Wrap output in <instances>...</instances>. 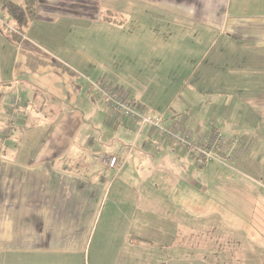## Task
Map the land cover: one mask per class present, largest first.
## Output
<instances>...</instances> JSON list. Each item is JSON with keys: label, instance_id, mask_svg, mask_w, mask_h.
I'll return each instance as SVG.
<instances>
[{"label": "crops", "instance_id": "1", "mask_svg": "<svg viewBox=\"0 0 264 264\" xmlns=\"http://www.w3.org/2000/svg\"><path fill=\"white\" fill-rule=\"evenodd\" d=\"M3 1L0 8L6 10ZM129 1L138 5L133 10L122 6L129 22L112 27L108 12L115 11L113 6L83 2L37 3L41 18L36 20V15L23 33L17 31V40L8 33L14 26L5 29L0 23V264H78L84 255L82 222L92 221V231L96 217L102 215L101 203L109 204L108 227L119 226L117 220H122L125 254L131 240L144 251L178 250L177 231L187 233V229L185 222L178 221L173 230L171 222L181 218L178 213L184 215L174 198L180 190L177 180L155 183L164 188L158 206L165 210L160 212L149 207L155 206L154 198H110L107 189L116 184L119 173L133 168L146 176L151 165L191 173L196 166L150 128L138 131L137 125L130 126L86 90L88 78L108 79L151 114L158 105L148 91L157 76H174L175 82L185 78L184 87L189 86L175 90L179 100L174 94L167 116H157L188 131L215 126L225 136H241L232 162L240 168L229 167L242 179L205 181L206 173L227 166L209 161L222 167L207 162L201 166V184L191 180L186 185L208 193L219 205L213 213L219 220L217 228L212 226L209 233L217 229L220 244L206 246L211 254L223 253L219 264H264V0ZM130 12L156 13L152 23L158 31L146 40L130 33L132 27H126L131 24ZM67 21L74 23L64 29ZM141 21H136L139 29ZM104 22L108 34L102 42L98 25ZM82 26L85 29H75ZM180 59L191 62L185 66ZM163 60L174 61L179 72L162 74ZM135 69L139 74L131 73ZM145 74L147 79L134 85L132 80ZM196 75L200 79L217 75L218 80L209 88H197L201 84ZM129 141L136 147L120 169L100 161L101 154L115 153ZM115 171L119 173L111 176ZM163 219L170 228H162ZM68 220L79 225L75 235L65 228ZM117 256L121 264H177L178 260L173 256L161 260L156 252L140 257V263L131 262L130 254Z\"/></svg>", "mask_w": 264, "mask_h": 264}, {"label": "rangeland", "instance_id": "2", "mask_svg": "<svg viewBox=\"0 0 264 264\" xmlns=\"http://www.w3.org/2000/svg\"><path fill=\"white\" fill-rule=\"evenodd\" d=\"M16 1L20 2V4L23 3V0H16ZM49 1H51L53 3L54 2H57V3L60 2L61 4H64V3L65 4H79V2H83V3H86L84 5L99 4L100 6H103V5L104 6H113L112 8H114L115 11H113V12L109 11L108 12L110 14V18L108 19V21L110 22L109 27H112V24L114 26H117L119 23L122 24V22H126V24H127V22H129V21H127L126 15H124V14H128V12L124 13L121 11L123 5L125 7L127 6V8H129V5H130L131 10L135 9V7L138 6L136 4V2L129 1V0L128 1H126V0H37V3L39 5L41 2L47 3ZM133 5H136V6H133ZM145 14H146V16L149 14L150 18H148V17L145 18V16L140 17V15H145ZM145 14L140 13V12H130V16L132 17V18H130L131 24L130 25L128 24L126 27L131 26L132 28L130 30V33H138V34H136V36H139V37L146 40L149 37H152V34L153 33L155 34V32H157L158 30L156 29L155 25H153V23H152V21H154V19H152V16L155 15L156 13L149 12V13H145ZM157 15L159 16V14H157ZM39 18H41L40 12H39V14H37L36 20H38ZM138 20H142L141 22L143 24L141 23V27L143 26V28H141V29L137 28L138 23L136 21H138ZM64 22H66V21L64 20L63 23ZM79 22L80 21L76 20V22H75L76 26L78 24H80ZM0 23H1V27L5 28V29H8V27L15 25L14 20L9 16L7 11L2 9V8H0ZM67 23H68V21H67ZM72 23H74V22H72ZM72 23L69 22L68 24H64L62 26H63V28L65 27L66 29H69V27L71 26ZM106 25H107V22H104V24L98 25V27H99L98 32L100 34L103 33V36L100 38V40L102 42L104 40L106 41V38H104V36H106V34H108V31H106ZM126 27L124 29H126ZM157 27H158V25H157ZM78 28H79V30L85 29L84 26L76 27L75 29L77 30ZM141 32H143V33H141ZM139 33H141V34H139ZM29 35L33 36L35 39L37 38L31 30H29ZM201 51H202V46L199 48L198 51L194 52V54L196 56H198V55H200ZM162 62L165 64L163 67H160L162 74L177 71V69L175 67L176 64L174 63V61L163 60ZM190 62L191 61L184 60V59H180V61H179V63H183V64H185V66L188 63L190 64ZM207 62L208 61L205 60L202 64L206 66ZM137 71H140V70L135 69V70H132L131 73L132 72L138 73ZM143 71L145 73L147 72L145 70H143ZM177 72H179V71H177ZM136 77L138 79L134 78L132 81H133L134 85H136V84L139 85L141 83L139 81V79L142 80L144 77L147 79V74L138 75ZM156 78L158 79L156 81V84L153 85V88L151 89V91H148L149 94H151L150 96H152L151 100L155 104L158 105V106L156 105L157 107H155V109H151L152 115L151 114L150 115L151 116L154 115L153 117H155V118L158 117L157 115H160V114L167 116L172 111V109L170 107L168 108L167 106L170 103L171 98H173L174 94H176L177 100H179L178 99L179 95H177V92L175 90L178 87L183 88L184 83L186 85L185 78L180 80V81L178 80L176 82L174 80V76H167V78L157 76ZM204 78H207L208 80H203ZM203 79H200V77L197 76L196 81H199L198 84H201V85L197 86V88H200V87L209 88V87H211V83H215L218 80V77H217V75H215V76L211 75V76L203 77ZM113 84L117 89L119 88V86L116 83H113ZM188 88H189V86H186L183 89H188ZM121 92L124 93V91H121ZM184 93L182 92L180 95L183 98H184ZM93 96L95 97V95H93ZM98 98L101 101H103L100 97H98ZM184 99L181 100L180 103L185 102ZM130 100H132V99H130ZM176 103L178 104L179 102H176ZM182 104H184V103H182ZM186 108H189V107L186 106ZM162 120L164 121V124H166V125L177 126V123L173 122L172 120H169L168 118H166V119L163 118ZM144 126H146L147 129L150 128L149 125H144ZM228 137H230V136H228ZM124 145L132 146L131 154L134 153V148L136 147V144L134 145L132 141H129V142L123 143L122 145H119V147L124 146ZM118 148H117V150H118ZM153 160H155V159H153ZM210 161H215V160H210ZM209 163L217 165L219 167H222L218 164H215L216 162H209ZM193 164H194V162H193ZM222 164L227 165L228 167L223 166L220 169V172L218 170L214 173L208 172V173H206V176L203 175V170H202L203 167L196 166L195 164L194 165L196 167L193 166L195 171L192 173L191 172H183V171L177 172L176 170H171L170 168L163 171L162 169H160L159 166H157V164L154 167L151 165V169H149V172L146 173V176L141 175V173L138 170H135L134 168L127 174H123V172H122V174H120L118 171H115L112 173L111 176L119 173L114 179V180H116V184L112 187L111 190L109 188V189H107V191L109 190V195L111 196L110 198H117V197L122 198L123 197V198H127L128 201L129 200H135L136 198L143 197V196L148 197V198H154L155 206L149 204V207L154 208L156 211L160 212V211L165 210V209H161L158 206L159 205L158 201L159 200L162 201L160 199V196L162 195V192H164V188L163 187L158 188V187L154 186L155 183L161 179H162V182H168L171 179L177 180L179 182L178 186H179L180 190H179L177 197L175 196L174 198H175V200H177V202L180 204L179 206L182 208L178 211L184 212V215H182V213H178L181 218L177 221H175V219H172L171 222L174 225L173 230L176 229V225L179 222L180 223L185 222V226L187 229L185 231H187V233L181 232V231H183L181 228L178 229L179 230V231H177V239L179 241L178 250L173 249V251L171 253L170 249H169L170 247H167V249H163L162 251H160L161 260H167V259L169 260L170 256H173L175 258H178V260L176 261L177 264H196V263L197 264H199V263L200 264H208V262L211 260H214V264H219L220 258L223 256V253L219 252V253L211 254V252L210 251L208 252L206 249V246H209L212 243L220 244L218 241V237H219L218 232H215L217 229H215V231L213 230V231H211V233H209L210 232L209 229H211L212 226H213V228H215V227L217 228V223L219 222V220L217 218H215V215H213V213H217V211H219V205H218V203H214L215 198L212 199L208 195V193L202 194L203 192L201 191V189L198 191L193 186L186 185V184H187V181H191V180L201 184V181L203 180V176H204L205 181H207V180L216 181L217 179H242V177L240 176V172L232 170L231 167H229L232 163L230 165L224 164V163H222ZM231 166L238 167V165H236V164L235 165L232 164ZM162 168H164V167H162ZM238 168H240V167H238ZM111 176L109 178H111ZM141 180H143L144 182H147L149 185H151L152 189H150L148 186L147 187H145L143 185L141 186V184H142ZM121 181H127V182L131 181V182H134V184H132V185L123 184V183L120 184ZM199 192H200V194H199ZM258 195L262 196V192H258ZM156 199H158V200H156ZM163 205L165 206V204H163ZM101 209H102V215L99 216L100 215V213H99L98 217H96V221L93 224L92 231L90 230L92 221L84 220L82 222V225H83L82 227H83V231H84V236H83L84 238H83V246L82 247L84 249V255H83L82 261L79 262L78 264H94V262H97V263L100 262L101 264H113V263L114 264H116V263L121 264V260H117V261L115 260V259H117L116 256L118 255L117 257H121L124 255V258H125V256L127 254H130L131 262H139L140 263L141 260L143 259L140 257H145V256L147 257L150 252H152V253L156 252L157 255H160V253L157 252L156 247L154 248V251L149 250V249H148V251H144L143 249L139 248L136 245V242H134L133 240H131L132 245H130L129 247H126L129 250V252L125 254V250L122 249L124 245L121 243L122 239L120 236L122 228H123L122 220H117L118 223L120 224L119 226H115L112 228L108 227L107 226L108 217L106 215L110 213L108 210L109 204L106 203L104 205L103 203H101ZM118 211H120V210H118ZM187 214H189V216H191V217L185 218V216ZM161 222L164 224V227H162V228H165V229L170 228V224L167 222L166 219L161 220ZM192 224H195V226L191 227ZM78 227H79V225L78 224L74 225V222L72 220L66 221L65 228L68 230V233H73L75 235V231L77 230ZM112 236H113V238H112ZM71 238H73V237H71ZM101 238H102V240H101ZM166 238L169 239L170 237H166ZM210 239L212 241L213 240H216V241L212 242ZM232 240H234V239H232ZM148 247H150V246H148ZM214 252H216V251H214ZM23 256H26V254L24 253ZM9 258L10 257H8V259ZM3 262H5V261L3 260ZM67 264H70V263L67 262Z\"/></svg>", "mask_w": 264, "mask_h": 264}, {"label": "built area", "instance_id": "3", "mask_svg": "<svg viewBox=\"0 0 264 264\" xmlns=\"http://www.w3.org/2000/svg\"><path fill=\"white\" fill-rule=\"evenodd\" d=\"M86 90L100 97L107 109L113 114L123 116L130 126L137 125L138 131L144 125H149L150 130L163 142L172 148L186 153L196 166H203L210 160L224 164H231L242 144L240 135L225 136L217 127L188 131L175 125H166L162 117H153L146 113L143 106L132 101L118 90L108 79H87ZM132 151V146L119 147L115 153L101 154L102 163L116 170L126 162Z\"/></svg>", "mask_w": 264, "mask_h": 264}, {"label": "trees", "instance_id": "4", "mask_svg": "<svg viewBox=\"0 0 264 264\" xmlns=\"http://www.w3.org/2000/svg\"><path fill=\"white\" fill-rule=\"evenodd\" d=\"M36 4L37 0H24L22 4H16L11 0L3 1V8L15 22L14 30L8 32L12 40H17L18 32L23 33L28 24L36 17Z\"/></svg>", "mask_w": 264, "mask_h": 264}]
</instances>
